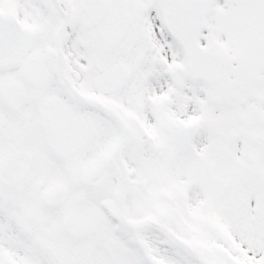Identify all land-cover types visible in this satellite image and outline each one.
I'll return each mask as SVG.
<instances>
[{
    "label": "snow or ice",
    "instance_id": "obj_1",
    "mask_svg": "<svg viewBox=\"0 0 264 264\" xmlns=\"http://www.w3.org/2000/svg\"><path fill=\"white\" fill-rule=\"evenodd\" d=\"M0 264H264V0H0Z\"/></svg>",
    "mask_w": 264,
    "mask_h": 264
}]
</instances>
